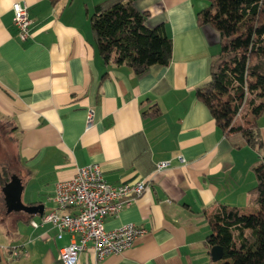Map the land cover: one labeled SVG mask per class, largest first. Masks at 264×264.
Listing matches in <instances>:
<instances>
[{"label": "crops", "instance_id": "0c3cea01", "mask_svg": "<svg viewBox=\"0 0 264 264\" xmlns=\"http://www.w3.org/2000/svg\"><path fill=\"white\" fill-rule=\"evenodd\" d=\"M14 1L27 5L31 20L23 40L13 21ZM100 1L0 0V114L16 126L20 199L42 204L45 213L55 207L57 181L75 166L97 163L109 183L148 184L130 205L107 215L104 228L134 223L145 231L122 252L100 260L81 252L76 264L212 263L202 242L210 230L205 212L220 203L254 211L250 164L261 153L235 146L238 138L227 137L194 95L219 49L218 32L196 21L208 1L132 0L148 12L146 25H164L172 40L169 64L141 77L99 55L89 15ZM153 107L156 116L149 115ZM88 108L93 123L87 127ZM258 125L264 149V112ZM169 159L172 165L157 168ZM26 175V183L36 182L27 197ZM5 203L7 215L14 207ZM24 214V225L15 219V233L0 243L1 264H63L59 248L70 235L57 237L48 223L32 226L41 214Z\"/></svg>", "mask_w": 264, "mask_h": 264}, {"label": "trees", "instance_id": "16d2710c", "mask_svg": "<svg viewBox=\"0 0 264 264\" xmlns=\"http://www.w3.org/2000/svg\"><path fill=\"white\" fill-rule=\"evenodd\" d=\"M207 1L196 12V21L218 32L219 49L211 55L208 78L194 88V95L227 137L238 138L235 146H250L261 156L250 164L255 184L247 192L254 211L218 204L205 212L210 230L202 242L207 251L212 245L222 248L221 258L209 264H264V149L258 125L264 112V0ZM147 16L132 0L95 4L89 15L90 33L105 64L128 67L137 77L169 64L171 37L164 25H146ZM158 114L157 107L149 112ZM0 121L11 132L16 127L2 114ZM7 174L5 168L0 170L1 187Z\"/></svg>", "mask_w": 264, "mask_h": 264}, {"label": "built area", "instance_id": "2783aa9c", "mask_svg": "<svg viewBox=\"0 0 264 264\" xmlns=\"http://www.w3.org/2000/svg\"><path fill=\"white\" fill-rule=\"evenodd\" d=\"M13 21L20 39L30 35L31 20L27 5L12 2ZM93 123L91 108L86 112V126ZM177 160L184 162L181 154ZM172 165V161L162 160L157 168ZM148 184L145 179L109 183L103 177L99 164L90 163L75 166L69 178L55 183L53 201L55 207L31 219L32 226L48 223L55 227L56 236L70 235L69 242L59 248L63 264H76L81 252H91L96 260L111 253H119L133 246L136 238L145 230L134 223H126L117 228L105 229L107 215L118 213L140 196Z\"/></svg>", "mask_w": 264, "mask_h": 264}, {"label": "rangeland", "instance_id": "374dc122", "mask_svg": "<svg viewBox=\"0 0 264 264\" xmlns=\"http://www.w3.org/2000/svg\"><path fill=\"white\" fill-rule=\"evenodd\" d=\"M16 135V134H15ZM14 133H12L5 124L0 121V170L5 168L7 170L6 182L11 181L12 176L17 177L20 173L18 154H17V140ZM28 175L24 176L23 183L24 189L26 190V197L29 195L31 190L36 189V182L32 179L30 182H27ZM21 184V185H22ZM5 184L1 187L0 185V243L3 237L12 236L15 233L13 227V222L17 219L19 226L24 225V211L18 208H13L9 211V214H5L7 204L5 203L8 200L7 194L4 190ZM11 186V185H10ZM11 205V203H9ZM9 210V209H7Z\"/></svg>", "mask_w": 264, "mask_h": 264}, {"label": "water", "instance_id": "95a60500", "mask_svg": "<svg viewBox=\"0 0 264 264\" xmlns=\"http://www.w3.org/2000/svg\"><path fill=\"white\" fill-rule=\"evenodd\" d=\"M19 179L12 176L11 181L6 182L4 190L7 194L8 203H11V206L14 208L21 209L28 213H38L42 214L43 205L42 204H25L20 199V185L18 186ZM11 185V186H10ZM210 257L213 261H216L222 256V248L219 245H212L209 249Z\"/></svg>", "mask_w": 264, "mask_h": 264}]
</instances>
